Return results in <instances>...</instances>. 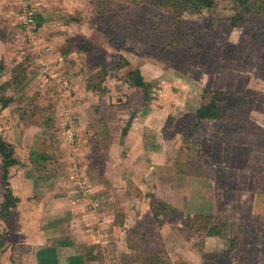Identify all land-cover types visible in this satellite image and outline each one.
<instances>
[{
	"label": "rangeland",
	"instance_id": "rangeland-1",
	"mask_svg": "<svg viewBox=\"0 0 264 264\" xmlns=\"http://www.w3.org/2000/svg\"><path fill=\"white\" fill-rule=\"evenodd\" d=\"M32 2L50 38L41 42L48 62L63 57L53 73L73 79L77 96L94 98L90 123L106 130L90 141L102 147L89 149L93 166L84 171L119 175L125 116L151 100L150 91L146 98L131 85L129 72L155 74V141L164 164L155 168L153 209L146 204L139 215L132 211L126 223L137 230L125 232L128 249L112 252L121 258L115 264H264V0H215L210 7L185 0ZM5 3L10 16L0 22L7 56L1 58L0 96L12 97L7 112L18 127L36 126L45 167L61 177L57 80L42 72L34 52L19 55V0ZM208 102L221 108L220 117L195 125L196 109ZM159 210L167 215L155 219ZM213 226L224 235L207 236ZM7 229L2 225L0 234ZM103 252L99 247L88 256L113 258Z\"/></svg>",
	"mask_w": 264,
	"mask_h": 264
},
{
	"label": "crops",
	"instance_id": "crops-1",
	"mask_svg": "<svg viewBox=\"0 0 264 264\" xmlns=\"http://www.w3.org/2000/svg\"><path fill=\"white\" fill-rule=\"evenodd\" d=\"M8 10V3L3 4L0 0V22L6 15L10 16ZM43 26H39L40 43L50 40L43 34ZM41 44L47 46L46 43ZM5 47L6 38L0 37V60L7 58ZM48 58L49 50L47 61ZM62 60L60 56L55 63H50L53 72L64 65ZM142 70V76L150 84L151 100L147 105L142 104L140 111L138 108L135 113L125 116L126 130L124 133L123 129L120 130L123 142L118 145L119 150L126 148L124 163L119 160L122 167L115 168L119 175L106 169L99 171L96 177L91 170L82 169L87 166L89 169V164L92 165V159L88 158L89 149H94V145L102 147L100 143L93 145L90 141L96 136H105L106 130H97L90 123L95 116L91 115L90 104L94 98L77 96L78 84L73 79L58 76L62 80L57 85L61 96L54 98L58 107L55 119L63 125L61 150L66 169L61 177L57 176L54 168L45 167L47 152L34 138L36 126L18 127L20 122L7 112L8 106L0 109V135L13 147L16 159V163L9 167V185L18 199L6 220L0 216V229L2 225L9 228L8 234L16 238L10 240L6 239L8 234H0V264H115L121 259L115 258L112 252L128 249L129 237L125 232L137 230L126 221L133 212L135 216L139 215L138 209L146 210V204L153 209L151 197L155 198V168L164 164L160 143L155 141V135L158 137L155 127V74L152 71L147 75ZM68 118L78 120L76 145L64 138ZM83 146L86 147L83 149ZM74 166L80 168L86 184L85 193L74 180ZM2 169L0 157V206L5 196L1 186ZM160 231L163 232L162 229ZM99 247L105 256L113 258H89L88 252Z\"/></svg>",
	"mask_w": 264,
	"mask_h": 264
},
{
	"label": "trees",
	"instance_id": "trees-1",
	"mask_svg": "<svg viewBox=\"0 0 264 264\" xmlns=\"http://www.w3.org/2000/svg\"><path fill=\"white\" fill-rule=\"evenodd\" d=\"M185 1L186 2L194 1V2H197L198 4L199 3L203 4L204 2H207L208 6L210 7V6H213L215 0H185ZM246 1L247 0H242V2H246ZM37 25L40 26L39 21H37ZM2 69H3V64H2V61L0 60V71ZM128 76L130 78L131 85L133 87L143 90L145 97L148 98L150 84L144 79L139 69L135 68L134 70H131ZM4 86L5 85H1L0 88H3ZM11 100H12L11 96L8 97L6 95L5 96L1 95L0 96V109L2 110L5 107H7L8 103ZM220 110L221 108L216 104V102H208V103L200 105L195 111L196 119H194V124L198 125L199 121H202V120L218 119L220 117ZM125 130H126V127L123 128V133ZM187 131L188 132L186 135L192 136L193 130L191 126ZM0 157H1V162L3 166L2 175H1L2 176L1 186L5 190V196L0 206V216L3 217L4 220H6L9 217L10 209L13 208L18 201V199L12 194V191L9 185V178H8L9 177L8 176L9 167L16 163V159L14 158L13 147L8 142H6L1 135H0ZM159 208H162V204ZM162 213L163 212H161L160 210L159 212L155 211L153 213V216L155 219H159L162 215H167V213L166 214L165 213L162 214ZM206 235L207 236H215V235L223 236L224 234L216 226H213L207 231ZM153 259L155 260L156 258H153ZM153 259L150 258L151 262L154 261Z\"/></svg>",
	"mask_w": 264,
	"mask_h": 264
},
{
	"label": "built area",
	"instance_id": "built-area-1",
	"mask_svg": "<svg viewBox=\"0 0 264 264\" xmlns=\"http://www.w3.org/2000/svg\"><path fill=\"white\" fill-rule=\"evenodd\" d=\"M18 8V24L20 31L23 35V47L19 55H25L28 49L36 54V61L39 67L42 69V72L50 75L49 77L56 78L57 85H59L62 80L53 73L52 65L47 61L46 54L48 52V46L42 45L39 39V26L37 25V17L34 10V5L32 0H19ZM59 91L64 92L62 89ZM77 134V121L75 118L67 121L65 124L64 138L71 144H75ZM73 168V167H72ZM74 180L80 188L79 190L85 193L86 184L82 179L80 174V168L74 166L73 168Z\"/></svg>",
	"mask_w": 264,
	"mask_h": 264
}]
</instances>
